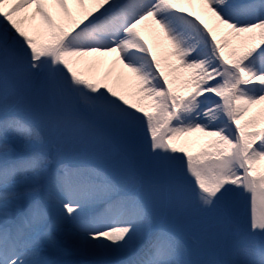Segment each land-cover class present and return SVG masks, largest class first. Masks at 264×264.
Masks as SVG:
<instances>
[{
    "label": "snow or ice",
    "instance_id": "6c2138e0",
    "mask_svg": "<svg viewBox=\"0 0 264 264\" xmlns=\"http://www.w3.org/2000/svg\"><path fill=\"white\" fill-rule=\"evenodd\" d=\"M0 264H264V0H0Z\"/></svg>",
    "mask_w": 264,
    "mask_h": 264
},
{
    "label": "bare ground",
    "instance_id": "6f19581e",
    "mask_svg": "<svg viewBox=\"0 0 264 264\" xmlns=\"http://www.w3.org/2000/svg\"><path fill=\"white\" fill-rule=\"evenodd\" d=\"M149 39H150V44H152L153 41L151 40V38H149ZM153 47H154V50L157 52V54L162 56V54L164 52L163 45L160 46V47H156L153 44ZM102 59H108V61H107L109 63L108 72H111L112 71V65H111L110 61L112 59H114V54H113V56H109L107 58H102ZM90 69L94 70V67L92 65H84V66H82V70H84L85 72L89 71ZM117 70H119V66H118ZM109 83H113V85L115 87H117L118 89H121V90H127V89H130L133 86V81L131 80L130 77L125 82L115 83V74H113V77L109 79ZM194 135H196V134H194ZM186 146H188V144Z\"/></svg>",
    "mask_w": 264,
    "mask_h": 264
},
{
    "label": "rangeland",
    "instance_id": "374dc122",
    "mask_svg": "<svg viewBox=\"0 0 264 264\" xmlns=\"http://www.w3.org/2000/svg\"><path fill=\"white\" fill-rule=\"evenodd\" d=\"M193 144V145H192ZM188 149L190 150V151H192V152H196V151H198L199 149H200V147H201V144H199V143H197L196 145H195V143H188Z\"/></svg>",
    "mask_w": 264,
    "mask_h": 264
}]
</instances>
